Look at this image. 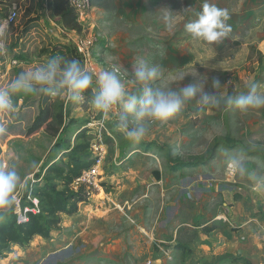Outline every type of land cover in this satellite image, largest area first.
Segmentation results:
<instances>
[{
  "label": "rangeland",
  "instance_id": "obj_1",
  "mask_svg": "<svg viewBox=\"0 0 264 264\" xmlns=\"http://www.w3.org/2000/svg\"><path fill=\"white\" fill-rule=\"evenodd\" d=\"M203 2L91 0L83 15L76 12L81 30L64 28L59 35L56 28L62 30L61 24L45 0H0V9L6 6L8 11L12 4L18 8L15 22L3 37L6 51L0 57V88L19 72L56 56L82 64L75 44L81 39L97 41V72L108 67L106 57L111 54L131 79L132 65L138 56H144L166 72L188 74L180 86L193 82L194 69L207 83L209 93L214 92L211 83L216 79L224 86L218 90L222 94L246 93L252 83L264 85V0H210L229 10L227 23L231 25L228 36L211 45L192 38L183 27L195 19ZM164 8L177 12L172 31L161 19ZM31 19L38 21L28 29ZM15 44L13 53H23L26 58L14 59L8 54ZM12 60L17 65H11ZM128 87L133 90L132 85ZM23 94L28 97L17 102V94L13 97L15 114H0V124L9 130L0 137V167L8 166L15 155L20 157L22 183L12 211L17 214L30 202L28 192L43 184L36 175L48 164L63 160L65 149H72L75 135L85 129L90 137L87 153L93 157L95 145L104 153L95 179L100 184L98 189H84L87 201L78 204L73 216H61L60 227L50 239L33 238L25 247L13 245L10 253L0 257V264H114L105 260L126 259L132 253L135 258L132 248L138 244L156 248L174 241L183 246V235L172 239L170 233L175 230L186 231L188 243L195 245L196 232L205 235V229L223 226L225 220L218 217L232 212V207L264 221V109L241 113L230 107L210 109L193 100L175 118L151 123L147 135L134 142L119 131L116 110L104 115L94 111L87 99L76 104L63 94L50 96L65 121L57 147L58 137L43 129L26 136L45 94ZM234 156L243 158V173L230 169L228 161ZM79 188L72 186L74 191ZM235 197L239 199L235 201ZM60 245L65 252H57ZM85 245L92 252L77 262Z\"/></svg>",
  "mask_w": 264,
  "mask_h": 264
},
{
  "label": "clouds",
  "instance_id": "obj_2",
  "mask_svg": "<svg viewBox=\"0 0 264 264\" xmlns=\"http://www.w3.org/2000/svg\"><path fill=\"white\" fill-rule=\"evenodd\" d=\"M160 11L167 30L172 31L177 12L167 8ZM229 19L228 9L204 0L195 19L184 23L183 27L192 38L211 45L222 41L231 32V25L227 23ZM3 35L0 31V38ZM160 54L163 55V51ZM106 63L108 67L92 73L77 60L56 56L34 69L21 71L7 86L0 88V114L8 117L15 114L13 97L18 93L40 92L52 97L63 94L71 103L81 104L87 99L97 113L108 115L116 110L119 131L128 140L139 142L147 135L151 123L175 118L193 100L210 109L230 107L241 113L264 109V85L252 83L246 93L222 94L218 90L224 86L216 79L211 83L214 92L209 93L205 91L207 83L199 79L195 69L191 74L193 82L180 86L188 74L166 72L144 56H138L132 65L131 79L115 56L109 54ZM177 84L179 87L175 86ZM128 85H132L133 90H129ZM90 89L91 96L86 98ZM8 133V128L0 124V137ZM228 163L236 173L245 171L241 157H231ZM19 164L20 157L15 155L8 166L0 167V217L15 207L22 183Z\"/></svg>",
  "mask_w": 264,
  "mask_h": 264
},
{
  "label": "trees",
  "instance_id": "obj_3",
  "mask_svg": "<svg viewBox=\"0 0 264 264\" xmlns=\"http://www.w3.org/2000/svg\"><path fill=\"white\" fill-rule=\"evenodd\" d=\"M45 1L47 9L58 17L61 26L67 29L81 30L75 12L69 5V0ZM6 13V6L5 9H0V25ZM37 21V19L28 21L27 28H32L33 23ZM2 41L3 37L0 38V43ZM16 48L17 44L13 45L7 50L8 54L14 59L26 58L23 53H13ZM1 54L2 50H0V57ZM229 92L231 94V91ZM88 95L91 96V91L88 92ZM25 97L28 95L18 93L14 99L17 102L19 99H25ZM62 125H65V121L61 109L57 112L55 101L45 94L39 114L27 130L26 136H32L43 129L48 135L58 137L55 145L59 147L61 144L59 136L64 131L61 128ZM89 139L86 129L77 133L74 138L76 142L74 147L65 149L67 151L64 155L65 160L48 164L44 167L43 173L39 172L36 175V180L39 179L40 183L43 184L31 189L27 196L38 201L39 214L28 213V221L23 224L17 222V214L13 211L0 217V257L10 253L13 245L25 247L34 237L44 240L50 239L51 233L60 227L61 216H73L78 211V204L87 201L88 195L84 192V188L80 187L74 191L72 184L81 172L91 167L94 162L90 154L87 153L90 149ZM154 174L157 178L159 177L158 173ZM238 199L235 197V201ZM24 207H32V204L28 202L26 205H22V208Z\"/></svg>",
  "mask_w": 264,
  "mask_h": 264
},
{
  "label": "crops",
  "instance_id": "obj_4",
  "mask_svg": "<svg viewBox=\"0 0 264 264\" xmlns=\"http://www.w3.org/2000/svg\"><path fill=\"white\" fill-rule=\"evenodd\" d=\"M81 205L82 203L79 204ZM235 208L232 207V212L226 216L218 217V220L221 218L225 220L220 228L205 229V235H199L201 232L197 231L198 240L195 245L188 243V233H184L186 231L175 230L170 235L173 240L183 235L186 239L183 246L175 245L174 241L163 242L166 246L157 245L156 248L153 246L141 248L138 244L132 248L137 254L135 258L132 253V256L128 255L126 259L108 257L105 261L114 264H146L148 261L150 264H264V221L252 212H236ZM79 248L80 246L75 249L76 252ZM91 249V246L85 245V252L78 255L77 262H82V259L92 252ZM57 250L61 253L65 252L66 248L60 245ZM100 254L104 257L102 253ZM93 259L95 258L87 262Z\"/></svg>",
  "mask_w": 264,
  "mask_h": 264
},
{
  "label": "built area",
  "instance_id": "obj_5",
  "mask_svg": "<svg viewBox=\"0 0 264 264\" xmlns=\"http://www.w3.org/2000/svg\"><path fill=\"white\" fill-rule=\"evenodd\" d=\"M91 0H69V5L73 9L76 15L77 19V14L83 15V11L87 10V8L90 5ZM77 12V14H76ZM18 14V8L16 4H12L9 6V9L6 13V16L1 22L0 25V31L5 33L9 30V28L13 25L15 22V19ZM78 23V22H77ZM53 27L56 28V26L53 24ZM62 30L60 28H56L59 31V35L64 34V27L61 26ZM57 32V30H56ZM61 33V34H60ZM3 35V37H4ZM86 39H81L79 42L75 43L77 51L79 53L82 65L90 72L96 73L97 72V57L95 55L94 49H95V44H96V39L95 43L93 42H86ZM88 45V46H87ZM0 48H3V41L0 43ZM2 52H5L2 50ZM11 65L15 66L17 65L16 60L11 61ZM94 155H92V159L94 160L93 164L91 167L83 170L79 177L75 180V182L72 184V186L75 188L83 187L84 189L88 187H94L95 189H98V185L100 183H96V178L99 176V169L102 164V156H103V151L99 149V145L92 146ZM100 150V152H99ZM230 167V166H229ZM231 169V168H230ZM230 169L228 171H230ZM232 173V172H230ZM86 190V189H85ZM28 200L32 204V207H24L22 210L20 209L19 212L17 213V222L19 224L26 223L28 221L27 219V214L28 213H33V214H39V208H38V201L33 198L28 196Z\"/></svg>",
  "mask_w": 264,
  "mask_h": 264
}]
</instances>
